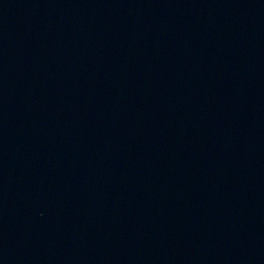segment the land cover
Returning <instances> with one entry per match:
<instances>
[{"label": "water", "instance_id": "water-1", "mask_svg": "<svg viewBox=\"0 0 264 264\" xmlns=\"http://www.w3.org/2000/svg\"><path fill=\"white\" fill-rule=\"evenodd\" d=\"M0 264H264V0H0Z\"/></svg>", "mask_w": 264, "mask_h": 264}]
</instances>
